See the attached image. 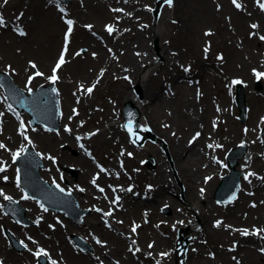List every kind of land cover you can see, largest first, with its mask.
Returning <instances> with one entry per match:
<instances>
[{
  "label": "rangeland",
  "instance_id": "1",
  "mask_svg": "<svg viewBox=\"0 0 264 264\" xmlns=\"http://www.w3.org/2000/svg\"><path fill=\"white\" fill-rule=\"evenodd\" d=\"M81 1L82 3L76 2L75 4L76 5L75 8H77L76 10H71L74 16L78 15V17L77 16L76 17L78 19V23L80 24V26L77 28L79 29V31L80 30L83 31V29H81L82 23L92 22L95 24L94 28L97 30H101V31L103 27L105 26V24L114 23L112 19L100 18L98 14L97 20H98L99 26H97V20L93 19V16H94L93 11L95 8L99 7L100 2L98 0H81ZM153 1L154 0H140L139 2L143 3V5H146L149 8V10L142 11L141 8H138L136 12H134L133 20H132V17L131 18L128 17L127 19L122 20L121 26H122L123 31L125 32L122 35V40L123 42H125V44L121 52L124 51L125 53V50L127 48L126 42L130 40L129 44L131 48V53L133 54V49H134L133 46L137 42L135 41L137 39H131V36L136 37V35H141L143 38H146L145 40L147 42V45L148 47H150L149 49L153 50L152 52H154L151 55L152 57L148 56L147 52H144L145 56L144 55L141 56L142 58L146 59V61H143L144 63L141 66L142 78H146L148 74L150 75L157 74L159 71L158 73L159 77L156 75L154 76V77H158L159 80H162L163 78L162 76H164L166 79H167L166 76H170L175 81L174 83L175 86L178 87L179 83H183L186 85L185 82L180 81V78L176 71L178 70V67H176L177 64H181V65L185 64L186 62L191 60L189 57L192 56L191 54L186 52L187 50L186 42H184L183 39L179 38V36L184 33V30H183L184 26L182 25L181 23L182 21L180 20V16L178 14L176 15V19H173V15H171L172 12L161 17L162 9L168 8L170 6L164 2L165 0H162L159 3V5H156ZM163 2H164V5H162V8L160 9V6ZM110 4L113 5L112 7H119L120 5V3H117V2L115 4L114 2H110ZM0 6L3 8L4 10L3 12H5V14L8 15L10 18L17 17V15H21L22 17L21 21L25 22L26 24L28 22H30V24L34 23L35 22V19H34L35 12H39L41 10L45 12L44 14H46V17H49L51 20H54L59 23L58 30L56 31L58 33L56 34L57 43L55 44L56 45L55 50L45 62V65L49 67L56 55V52H57V49L60 43V34L64 27V25L59 20L56 10L50 5H47V3H45V0H7V3H5L4 0H0ZM213 7H214V3H213ZM156 8H158V11L155 13L154 11ZM103 9L106 11H109L106 5L105 6L103 5ZM227 14L228 13L220 12V17L222 18L223 16V19L226 22L229 21ZM104 21L105 23L103 24ZM138 21H142L143 23L146 24V26H144L143 28H138L136 25ZM253 21H255V19H253ZM210 24L211 23H208V22H200V25H198L197 23L193 30L189 29L187 31L189 34H193L196 31L198 34H201L202 32H204V37H207V35H205V30H204L205 28H209L212 34L215 32L214 27L212 28V24L211 25ZM95 26L98 28H96ZM164 27H166V29H165V32L162 33V35H159V36L157 35V37L156 36L153 37V35L150 34V32L152 31L153 33L154 32L159 33ZM27 29H28V34L25 38H22V39H19L14 34H12L10 30H5L3 33H0V38H2L1 35L3 34V43H4L3 46L8 47L9 49V50H3L2 44L0 43V59H2L0 60L1 65H3L4 62H9L13 65V67L15 68L18 67L17 63L11 60L12 58L11 56H9V53L17 56L21 60V62L24 63L26 59H31V60L37 59V56L39 55L38 53L40 52L41 49L46 50L50 47L51 41L49 42L47 38L38 36L37 32H35L32 27H31L32 30H30V28L28 27ZM245 29H248V27L247 28L245 27ZM112 33H114V31ZM212 34L208 35L209 39L210 37H212ZM148 35H151V36L147 38L146 36ZM239 36L240 35H236L234 38L237 49H239L241 46V38H239ZM250 40H255V39L250 38ZM73 41L75 45L78 44V41L76 40V38ZM204 41H205L204 38L200 40V42L198 43V49L196 50V53H195V56H197L199 59L201 57L199 46ZM23 42L25 44V47H30L31 51L25 52V49L24 50L22 49L21 52H18L19 51L18 47H20ZM159 44L166 45L169 55L172 56V58L169 60H166L165 63L162 62L163 56L159 52L160 50ZM174 45H177V46H174ZM254 45L257 47L256 44ZM262 46L258 44L259 48L257 52L258 57H260L261 59H263V57L260 56L261 53L263 52L264 54V47ZM174 48H181V52L178 53L179 49H174ZM103 49H104V46H103ZM173 50H177L176 55H172L173 54L172 52H175ZM254 50H256V48H254ZM218 51L219 49L217 48H211L210 58L213 59V55L215 56L218 53ZM121 52H116V53L120 54ZM151 60L152 62H154L153 64H150ZM223 61L224 63L219 67V69L217 68L213 70V66L211 67L210 65H208L207 70L205 68L206 75L203 76L202 81H205L207 83V87L210 90L209 99H211V97L213 96L217 100V104H218L217 110L219 111L221 115V119L224 122V125L221 126V131L222 132L225 131L227 126L231 128V131H236V132L240 131L239 135L241 134L240 135L241 139L239 140V139L233 138L232 139L233 144L230 147H233L239 144H245L244 141H246L247 153L248 152L252 153L255 150H257L256 151L257 153L260 152V155H261L260 157L262 159L254 162V158H253V160L250 162L251 167L244 169V174L249 179H251L252 176H255L256 178L258 177L260 181L264 183V174H262V171H264V154H263L264 149L261 150L262 146H264V133L261 132V128L264 125V123H261L258 125V122L261 116H262L261 119L264 121V89L261 90L262 88H264V77L257 81V75L255 77V75H253L252 73V77H251V81L253 82L252 87L246 88L242 85L243 91H245L247 94V97L245 98L247 114L245 115L246 116L245 119H242L239 116L237 106L234 102L235 87L234 86L228 87L226 85L229 82L230 77L239 76L240 74L239 72H236V71L235 72L228 71L226 68V62L225 60ZM74 63L79 64V65H76L74 67V70H71V67ZM119 64L120 66H117L118 69L116 70L114 75L113 73H111V71H113L114 68L111 69L109 74H107L106 83H102L103 80H101V82L98 85H96L97 80L92 82L94 84V88L91 93H88L90 94V98H88L87 96V100H86V104L88 105V108L83 109L81 108L80 104H78L77 106L79 109V112H81V110L82 111L84 110L86 114L82 116L78 124L75 125V127L79 126V128L74 129V131L80 132L83 129H86V130L93 129V131H97V132L100 131L99 133H97V135L94 136V138L92 137L89 140L91 143L90 145H88V148L92 151L91 153L93 154L95 159H93L94 166H92V169H91L92 171L89 172L87 178L88 180L92 179V177L97 174L98 169H103L102 164L105 167L108 165H111L112 167H116L117 165L118 168L127 169V170H130V167L133 170H138L140 167L139 166L140 164L141 172H146V173L141 175L140 178L137 179V182H135V184L138 185V188L142 189L145 186V184L155 185V188L151 191L152 193L158 187V185H162L163 187H166L165 193L167 197H164L165 199L160 198L159 199L160 201L156 203V205L158 206L154 210L155 213L150 214L153 222L148 225H143L140 229H138L135 232V236L139 237L140 244L143 248L137 245L130 237L127 236L129 239L133 241V242H130L133 244L128 246L127 244L128 239H125V237L122 236L121 231H113V230L104 229V232H106L109 236L110 235L114 237L120 236L124 238V241L122 242V244H119L117 240H114V243L120 246L119 248H120V251L122 252L119 255L112 256L115 264H117V262L119 261H122V263L120 264H158V262L159 264H182L183 259H188L189 257L187 256L188 252H189V255L192 254L191 259L189 258L190 264H221L220 260L217 259V256L215 253L211 254L213 255V257H216L213 261L208 259V255L211 253L209 252V250H213L214 252L217 249L224 250V245H229L230 247H232V243L235 240L234 239L235 234L232 235L233 229L242 230V228L248 225L252 227L254 224L251 222V220H253V218H255L258 215H260L258 217H261L263 219L264 209H258V207L264 206V194L261 193V188L262 186L264 187V185H262L260 188L256 187V189H254L258 192V195L256 197H251L249 195L250 197L241 198L238 202L237 200L234 201L236 199L235 198L232 201L227 202V203H217L215 199L213 198V194H212L210 198L211 204L206 205L207 196H206V193H203L202 195H200L202 196V198L196 199L194 200L193 203H190L184 195V192L187 191L188 185L178 179L177 180L175 179L174 173L176 175L177 172L174 170V160L169 154L168 139H166L162 135V133H160V132H164L166 135H168L171 132V137L184 139L182 145L185 146L186 138H188V137L185 138V136L187 135L186 134L187 131L185 129L184 131L182 129H177V128H174V126H172L171 124L172 113L167 108H164L163 117L156 120V122H158L156 123L157 127L155 128L145 127L147 129L145 130V128L140 127V120H141V112H140V115L137 116V122H138L139 129L142 132H144V136L146 137L144 141L145 144L143 143L141 146L132 145L127 135L123 133L120 129V125L122 122L121 109L122 107H124L123 106L124 102L128 103V101L132 100L131 97H133V105L136 108H138L139 111H141L139 104L146 103L147 99H145V97L143 98L142 95L138 99L139 94L140 93L142 94V84L140 82L136 83V81H133L131 77L130 78L127 77L128 79L127 78L123 79L121 77L122 69H120V67L122 66V62L120 61ZM249 65H250L249 67H252L254 64L251 63ZM95 66H98V67L103 66V63L101 62V58L96 59V56H91L89 53H86V51H83L80 53L78 57L72 59L69 63L65 64L63 68L61 69L60 73L63 79L64 77H68L69 80L72 82L71 86L75 88L78 85L77 82H91V80L95 77H93L94 76L93 75L92 76L93 78L91 77L90 79H85V78L81 79V78H76V75H72V74H75L76 72H80L82 70L86 74L87 72H89L88 69H91V67H95ZM41 67H45V66H41ZM234 67L235 69H240L241 64L234 63ZM222 71H225V72H222ZM164 72L165 73L167 72V73L165 74ZM115 76H118L119 78L115 79ZM73 79H75L76 81H74ZM244 83H245V80H244ZM138 87L140 88V93L136 91ZM127 88H128V91L130 92V96H131L130 99L129 98L126 99L127 93L123 92L124 90L126 91ZM221 88H223L224 90H221ZM190 89L192 92L191 94V98H192V96L194 97L193 88L191 87ZM115 90H122L123 92L122 95L117 97L114 92ZM221 94L226 95L225 96L226 98L224 100H221L220 98ZM134 100H135V103H134ZM69 103L71 105L73 104V101ZM70 105L68 106L69 112H70ZM255 107L258 108L256 112L257 127L252 128L250 127L246 119H247V115L250 112H252ZM164 117H168V119L171 122L169 120L166 121ZM63 123L61 122V124ZM111 123L114 124L113 128H110L109 124ZM142 124H144V122H142ZM167 125H170V126L168 127ZM49 131H51L50 132L51 135L55 136L53 132H56L57 130L56 131L49 130ZM175 131L176 133L175 135H173ZM84 132H88V131H84ZM37 133L38 132L34 134V142L38 144V147L40 149H42V146H40L39 140L36 137ZM41 133L44 134L43 132ZM47 134L49 135V133ZM98 137L104 138V141H101V140L95 141V138H98ZM105 140H107V142ZM156 141H159V145L162 146L160 149H162L163 151L162 153L164 154V157H165L163 158L164 161L162 163L159 162L156 154L153 153L151 149H149V147L151 146L156 147L157 143L156 145L152 144ZM162 142L164 143V146H166L165 148L163 147ZM55 143H57L59 147L62 145L60 149L63 151V153H66L72 156H76L79 153L74 143L70 145V143L65 139L59 141L56 138ZM146 143L147 144L151 143V145L148 146L146 145ZM5 145L7 144L5 143ZM219 145H222V144H219ZM255 145H257V147ZM224 147L226 148L225 144H224ZM195 148L197 149V147ZM43 149H46V148L43 147ZM120 150L126 151L128 153H130L129 151L133 150L134 155L131 154L132 157H121L124 162L122 163L120 157L117 156V154L120 155L121 153ZM185 153L186 154L183 159L186 160V158L189 157V154H188L189 151ZM5 155H6L5 151L4 150L1 151L0 158L1 159L5 158ZM217 155L215 154V157ZM149 156L152 157V162H151L152 164H148ZM217 157L219 158L221 157V155H218ZM210 161L211 159L209 160V162ZM246 162H247V159H246ZM253 162H254V165H253ZM64 164L65 165L69 164L65 168L77 166L75 161H69V163H64ZM127 164H130V165L127 166ZM160 165L162 166V170L165 174L162 180H158L157 178H155V177H158L159 175L158 166ZM204 165L200 167L202 168ZM243 165H246V163ZM60 170L66 171V173H68L67 175L71 178V180L73 181L76 180V178H73L71 176V173L67 172V169L60 167ZM248 172L254 173L255 175H248ZM55 173H57V170L53 172L54 175ZM204 173L205 171L201 172L202 177ZM220 173L221 171L217 174L216 177H213L211 179V180H215L214 185L217 184ZM211 174L212 173L208 175H211ZM5 176L7 177L10 176L8 170L6 171ZM55 178L59 180V176H56ZM254 179L251 180L254 183H257V181L259 180V179H255V180ZM174 182L177 183L176 186H172ZM127 183L128 184L132 183V180H124L123 186H125V184ZM199 184L200 182L196 183V186L203 189L204 185L203 184L199 185ZM97 186L102 188L101 185L97 184ZM195 188L197 190V187ZM254 190L252 189L253 195H254ZM96 194L97 193H94L89 197L91 199L90 202L86 203L87 200L86 201L81 200L77 202L79 204V207L81 209L82 208L89 209L92 206L91 202H93V199H95ZM112 199L109 200V203H111ZM167 200H169V202H167ZM30 201L34 202L33 204L35 205V208L38 210V212L37 211L34 212L32 217L25 216L27 221L24 222L23 225L18 224L12 217H10L9 215L7 216L5 212L3 213L7 217L3 218L4 220L2 223L0 222V240L2 241V244L0 243V245L6 246L10 250L14 251V256H15L14 260H17L16 257H18L21 259L20 261H22L23 264H37V260L33 261V259L31 258V254L28 252V250L26 251L28 252V255L30 256V259L26 257L23 258L22 251L25 249L24 244H23L24 246L21 248H17L11 245V240L4 233L5 232L4 226L11 232V234L13 235L12 237L22 244L23 241L19 240V238L22 237L24 232L27 231L28 229H24V231L21 233L19 232L16 233L14 226L17 224L25 228L32 227L34 226L32 224L34 223L36 216L37 215L39 216V214H44V216L46 217V223H48L50 226L55 224V219H56V221L59 220L60 222H62L63 225L67 224L73 227V229L68 231L66 236L64 235V239L68 243L70 250L74 254H78V253L81 254V256L83 257L84 256H87L88 258L92 257V254H94L95 252L92 249V244L94 243V240H92V238L87 240L88 245L91 247V250L89 251L78 248L77 244H75V242L71 238L72 234H75L80 237L88 236L87 229L80 231L77 228L81 226L80 225L81 223H76L74 221L67 219L60 212H56L54 210L47 209L45 207L42 208L41 204H39L38 202L35 203L34 200H30ZM242 201L243 203H240ZM256 203L258 204L256 207H254L253 205ZM23 205L24 207H26L28 204L24 203ZM211 205H212L211 208L216 209V211L214 212H218V214L221 213L222 215L219 216L218 214H213V215L210 214L209 219H208V225H210V223L212 224L215 223L216 225L217 221H221V224L220 226H213V228L216 230H219V232L216 231L210 235H207L203 233V230H204L203 224H205V222H202V221L200 222L198 221V219H195V220L193 219L199 212L208 210ZM45 209L47 210L45 211ZM236 212H237L238 218L232 220L234 216L236 215ZM88 213L89 211H87L84 216L86 217ZM189 213H191L193 216L189 215ZM119 215L120 216L118 218H121V219H124V217H126L127 224L130 223L131 227L133 224L134 225L136 223L138 224V222L137 221L135 222V220H141L142 218V215H140V208L138 210L135 209V211L132 213H127L126 210H122ZM179 218L181 220L177 222ZM248 218H250L249 223H247L246 221V219ZM132 219H134V221ZM189 220H193V221L189 223L188 222ZM101 226L103 228V225ZM197 226L201 227L200 230L198 231L196 230ZM46 227H48L47 224H46ZM57 229H59L58 226H57ZM178 229H181L180 239L186 240L184 249H182L181 246L177 244ZM226 230L228 231L226 232ZM125 233H127V231ZM219 233H221V235H223L224 237L222 238L221 235H219ZM98 235L100 237L99 239H101L103 242H106V240L103 239V238L107 239L104 235H100V234ZM46 236H47V232H45V230H42L41 238L46 237ZM52 236L54 238L56 237L54 232H51V237ZM169 238L170 240L168 241ZM149 239L154 241L150 243L151 248H148L149 246H147V240ZM54 242H57V241L55 240ZM36 246L37 245L33 244V245H30L29 248L35 249ZM33 249H29V250L32 251ZM60 250L62 249L60 248ZM76 251L78 253H76ZM136 251H137V254H136ZM161 251L165 252V254L167 255H161L160 253ZM167 251H170V253H168ZM177 252L178 254H176ZM149 254H152V257L154 258L150 259L149 263H145L146 261L145 256H148ZM237 254L239 253L237 252ZM138 255L140 256V258L136 260ZM258 255L260 257H263L260 253H258ZM1 256L2 255L0 254V257ZM227 258L231 260L228 255H227ZM3 261L5 262L4 259ZM90 261L93 264L92 259H90ZM60 264H71V263L70 262L66 263V261H62Z\"/></svg>",
  "mask_w": 264,
  "mask_h": 264
},
{
  "label": "bare ground",
  "instance_id": "2",
  "mask_svg": "<svg viewBox=\"0 0 264 264\" xmlns=\"http://www.w3.org/2000/svg\"><path fill=\"white\" fill-rule=\"evenodd\" d=\"M100 3L99 7L95 8L93 11V19L97 20L98 14L101 15L102 18H109L114 19V25H115V31L113 34L106 33L107 38L110 40L112 44L111 52L105 51L103 48L99 49L97 42L90 38L87 34L84 32V37L82 42H89L87 45L89 46L86 48V51L91 56H96V59L101 58V62L103 63L102 67H91V69H88L89 72L86 74L82 71L76 72V78L81 79H90L93 75V77H96L98 80L96 82V85H98L101 80H103L102 83L107 82V74L116 72L118 69L117 66H120L119 62H122V66L120 69H122V75L121 77L127 78L131 77L133 78V81H136V83L140 82L142 84V94L140 93V96L146 100V103H140L139 107L140 110L139 114L141 112V120H140V126L142 128L145 127H157L156 126V120L163 117L164 114V108H167L172 113L171 115V121L168 119V117H164V119L167 121L169 120L174 126V128L177 129H184L186 132V137L194 138L190 145V147H193L191 150L187 147V138H186V145H182L184 139L182 138H174L171 137V132L166 135L164 132L162 135L168 139V150L169 154L174 160V170L177 172L176 174V180H180L188 185L187 191L184 192V195L186 199L193 203L194 200L202 198L203 193L200 191L198 186H196V183L200 182L205 184L204 178L202 179L201 172L205 171L203 175L209 172H213L218 167L215 163H210L209 160L213 158L214 154L221 155L224 153V150L227 149L228 146H231L233 144L232 139H241L239 132L231 131V128L227 126L225 131H221V126L224 125L221 120V115L219 111L217 110V100L212 96L211 99H209L210 90L207 87V83L205 81H202L203 76L206 75L205 68L207 70V67L205 66V62L203 60H200L197 56H195L196 50L198 49V43L201 39L204 38V42L200 44L199 50L202 53H205L206 50L203 49L202 45L206 42V40L209 42V48H217L219 49L218 54L216 56V59L222 62H219V67L224 63L223 60L226 62V68L228 71H236L239 72V77L242 78V80H245L248 83H243L246 88L252 87V67L257 68L259 71H262L264 73V58L261 59L258 57V44L263 45L264 42L261 41L260 38L257 40H250L251 36H248L249 32L255 33L256 30L261 31L264 28V22L261 21L264 20V13L259 12L258 6H256L253 3V0H242L243 4H241V7H235V4L228 3V0H173L172 4L168 8H163L161 11V17L165 16L166 14L171 13L173 15V19H176V15L178 14L180 16V20L182 21V25L184 26V35H180L179 38L183 39L184 42H186V52L191 54L189 58L191 61H188L187 67L190 68L192 66H195L198 70L193 69V72L189 75L190 79L192 81V85L187 86L183 83H179V86H175V81L168 77L167 79L162 76V80H159L158 73L154 75L148 74L146 78H142L141 76V66L143 65V61H146L145 58H142L141 56L144 55V52L148 53V56H151L153 50L149 49L146 38H143L141 35H136V37H132L131 39H137V41L134 44L133 54L131 53V48L129 41L126 42L127 48L124 51L121 52V50L124 47L125 42L122 40V35L125 33L122 29V20L127 19L128 17H132V20L134 18V12L138 8H141L142 11H147V8L143 5V3L139 2L140 0H122L120 3L124 6L122 11L112 10L111 12H117L115 14H112L109 11H106L103 9V5L108 6L110 2H116L117 0H98ZM73 4H75L74 1H72ZM214 3V7H213ZM264 3V1H263ZM112 6V5H111ZM220 12L228 13V19L229 21H225L220 17ZM44 11L35 12V22L30 24L28 22L26 25H28V28L31 29V27L34 29L35 32H37L38 36L47 38L50 42V47L46 50L41 49L37 56L38 64L41 66H45L47 69V66L45 65L46 60L48 57L54 52L57 38L56 32L58 30L59 23L51 20L49 17H46V14H44ZM91 15V14H90ZM253 17V18H252ZM248 19L253 22V19H257L259 21V26L257 29L251 28L247 21ZM200 22H208L212 24V28L214 27L215 32L212 34V37L210 39L208 38V35H211L210 29L205 28V35L207 34V37H204V32L201 34H198L197 31L193 34H189L187 30L194 29L196 24L200 25ZM210 24V25H211ZM138 28H143L146 26L145 23L142 21H138L136 23ZM256 25V24H255ZM97 26L98 20H97ZM166 26V25H165ZM245 27L248 29H245ZM166 27H164L159 33H153L150 32V34L157 37V35H162V33L165 32ZM181 29V27H180ZM38 30V31H37ZM247 30V32H246ZM236 35H240L239 38H241V46L239 49L236 48V44L234 41V38ZM151 35L146 36L149 38ZM184 36V37H183ZM0 38V43L2 44L3 50H9L8 47L3 46V36ZM206 38V39H205ZM252 38V37H251ZM22 39V38H21ZM151 39V38H150ZM256 44L257 47L254 45ZM86 45V44H84ZM214 45V47H213ZM160 46V54H162V62L165 63L166 60H169L172 58L171 55H169V52L167 50L166 45L159 44ZM177 46V45H174ZM19 49H25V52L31 51L30 47H25L24 42ZM119 48V49H118ZM256 48V50H254ZM179 49L178 53L181 52V48H174ZM223 49V50H222ZM175 52H172V55H176L177 50H173ZM116 52H121L120 54H117ZM177 53V54H178ZM9 56H11V60H13L15 63H17L16 67V81L20 82L21 87L24 88L26 85V78L25 74L27 71L30 70L32 67L31 64L25 63L23 64L21 60L9 53ZM147 56V57H148ZM264 57V54L260 55ZM152 57V56H151ZM150 57V58H151ZM149 58V59H150ZM164 60V61H163ZM154 62H150V64H153ZM234 63H240L241 67L240 69H235ZM253 63L254 65L252 67H249ZM79 64H73L71 67V70H74V67ZM165 65V64H164ZM185 65V64H184ZM159 67V66H158ZM1 70H4L2 67H0ZM5 71V70H4ZM165 73V72H164ZM167 73V72H166ZM165 73V74H166ZM209 73V72H208ZM158 77H154V76ZM12 76V75H11ZM92 77V78H93ZM118 79V76H115V79ZM128 79V78H127ZM142 79V81H141ZM201 80V81H200ZM62 100H61V109H62V118L68 119L69 121H72L73 125H76L78 122V119L84 116L86 113L83 110L79 116H73V118L68 113V102L73 98V92L70 87L69 80L65 79L62 80ZM202 82V83H201ZM201 83V84H200ZM193 88V94L191 98V89ZM138 89H140L138 87ZM262 88L261 90H263ZM221 90H224L221 88ZM116 96H121L123 92L127 93L126 99H130V92L127 90H115L114 91ZM61 96L58 93V97ZM88 98H90V94L87 95ZM138 97V99L140 98ZM226 95L221 94V100H224ZM133 101V97H131ZM138 101V100H137ZM136 101V102H137ZM135 103V100H134ZM88 108V105L86 102H83V109ZM258 108L255 107L252 112H250L247 115V121L252 128L257 127V120H256V112ZM263 112V111H261ZM4 114V113H3ZM111 117V116H110ZM112 118V117H111ZM144 122V124H142ZM149 124V126H148ZM110 128H113L114 124H109ZM168 127L170 125H167ZM173 129V128H171ZM157 131V130H156ZM176 131L173 135H175ZM199 133L200 135L197 136L196 134ZM159 134V133H158ZM182 136V135H181ZM13 138L8 137V142L10 143V149H20L22 146L21 137L18 134L12 133ZM37 139L39 140V144L42 146V150L46 154V157L48 160L53 162L52 159L49 157L54 156L55 161L58 162L61 166H63L64 163H69V161H75L77 166V175L76 180L78 185L84 187L83 191H79L74 187V190L72 191L74 195L77 197L78 201H86L90 202V196L94 193H97L95 196V199H93V202H91V205H101L107 203L108 197H113L115 195L119 196L120 199L124 202V207L135 209L140 208V215L141 214H154L155 208L158 206L156 203L160 201V198L165 199L164 197H167L165 193V187L158 185V187L151 193V192H145L148 196V199L145 201L138 200L137 198H134L130 196L129 194L125 193L120 185H113L110 184L107 186L108 193L103 192L97 187H95L93 184H91L88 180V174L90 171H92V162L86 159L84 155L81 153L76 156L68 155L66 153L61 152L60 149L56 147L57 143L56 138L58 140L65 138L70 139V135L68 132L61 130L58 135L53 136L51 134H36ZM16 139V140H14ZM176 139V140H174ZM96 140L104 141V138L98 137L95 138ZM107 142V140H105ZM18 143H21L20 146H17ZM91 143V142H90ZM244 143L247 145L246 141ZM28 144L31 145V143L28 142ZM106 144V143H105ZM199 144V145H198ZM219 144H222V148ZM224 144L226 145V148L224 147ZM209 145H212V147H209ZM32 146V145H31ZM257 147V145H255ZM46 148V149H43ZM72 147V146H71ZM197 147V149L195 148ZM249 148V146H248ZM14 149V150H15ZM153 151V153L156 154L157 159L160 163H162L164 160V154L162 153V150L158 146H151L149 147ZM264 149V146H262L261 150ZM3 148H0V151H3ZM13 150V151H14ZM190 150V155L188 158L183 159L185 156V152ZM249 150V149H248ZM257 150L254 151L256 156L254 157V162L259 161L262 159L260 157V152L257 153ZM12 153V152H11ZM9 155V153H7ZM242 158L239 159V168L242 171V176H240V185L241 189L243 186L244 181V169L251 167V161L252 159H249V161L246 162L247 153L244 154ZM42 159L45 160V156L41 155ZM216 161V158H215ZM253 162V165H254ZM246 165H243L245 164ZM205 164V165H204ZM204 165L202 168L200 166ZM58 166V165H57ZM158 180H162L164 178V172L162 170V166H158ZM237 169V168H236ZM146 172H141L137 174V171H132L130 177L137 181L138 178H140L141 175L145 174ZM67 176V175H66ZM127 177V178H130ZM254 179V177H251L246 184L245 188L247 189H256V187L260 188L264 183L262 181L254 183L251 180ZM256 179H259L258 177ZM108 180L112 181V175H110L108 178H104V175L102 174V171L100 172V177L95 178V183H103ZM255 180V179H254ZM68 184L74 186V181L71 180L70 177H68ZM215 180H211L210 183L207 184L206 188H204L203 192L206 193V205L211 204V195L212 192L215 189L214 185ZM82 182V183H81ZM1 184V181H0ZM177 183L174 182L172 186H176ZM199 184V185H200ZM229 184V183H228ZM197 187V190L196 188ZM138 190V189H137ZM142 191V190H141ZM261 193L264 194V187L261 188ZM258 195V192L254 190V197ZM4 195H0V199ZM16 197V196H14ZM169 198V197H168ZM241 198H245V195H242ZM240 198V199H241ZM170 199V198H169ZM169 202V200H167ZM240 203H243L240 202ZM143 204V205H142ZM30 209L26 210L28 211V215L30 217L33 216L34 212H38V210L35 208L33 204H30ZM156 205V206H155ZM141 206V207H140ZM212 205L209 207L208 210L199 212L195 218L199 221L205 222L203 224L204 230L203 233L210 235L216 231L219 232V230H216L213 228V224L210 223L208 225V219L210 214H218L216 209L211 208ZM258 209H264V206L258 207ZM127 213H129V209L126 210ZM27 215V216H28ZM219 216L222 215L221 213L218 214ZM227 215V214H226ZM260 216V215H258ZM256 216L251 220V222L254 224L253 227L258 228V234L254 235L251 232H249L251 226L248 225V235L244 236V231L242 230H232V235L235 234V247L234 249H227L226 251L223 249H217L215 251V254L217 256V259L220 260L221 264H264V256L258 251V247L262 246L264 247V217L263 219L261 217ZM115 218L119 217L118 213L114 214ZM238 218L237 212L234 216V219ZM217 219V218H215ZM250 218L246 219L247 223H249ZM38 221V222H37ZM46 224L48 227H46ZM51 227L46 223V218L42 217L40 214L39 216H36L35 224L32 227L26 228L27 231L24 232L23 236L21 237L24 239L25 243H30L29 236L32 235L33 238L36 240V242L41 246L42 249L45 250V252L50 256V261L48 264H52V261L55 260L56 264H60L62 261H66V263L70 262L71 264H92L90 259H92L93 264H111V257L113 255H119L122 252L120 251V246L114 243V240H117L119 244H122L124 241V238H121L120 236H112L108 235L106 232H104V228H102L99 220V216L96 212L90 211L88 215L85 217L83 223L81 226L77 227L80 231H83L84 229H87V237L92 238L93 236H96L98 234L104 235L109 241L108 246L104 247L101 245V243H94L93 244V250H95V254L100 255L98 259L95 258V255L90 258L87 256H81V254H74L68 245V243L64 239L65 232L63 228L58 225V228L50 229ZM68 231L73 229L71 226L66 227ZM122 229L129 230V226L126 222L123 223L121 226ZM14 229L21 233L24 231V228L21 226H14ZM45 230V232L50 233L54 232L56 237L53 236L50 238L49 236L41 238V231ZM48 230V231H46ZM229 230V229H228ZM226 230V232L228 231ZM31 232V233H30ZM221 235V233H219ZM223 238L224 236L221 235ZM105 239V238H103ZM57 242H54V241ZM162 240V239H161ZM170 238L168 239V241ZM212 241V240H211ZM0 243L2 244V241L0 240ZM165 243V242H164ZM60 248L62 250H60ZM56 249V250H55ZM37 250V249H36ZM257 251V252H256ZM237 252L239 254H237ZM260 253L263 257H260L258 255ZM0 254L2 255V259L5 260L6 264H23L21 259L16 257L17 260H14V251L10 250L6 246L0 245ZM23 258L26 257L30 259V256L28 255V252L23 250L22 251ZM189 255V254H187ZM191 255H189L188 259H185L183 264H190ZM227 255L231 260L227 258ZM20 261V262H19ZM105 262V263H104Z\"/></svg>",
  "mask_w": 264,
  "mask_h": 264
},
{
  "label": "snow or ice",
  "instance_id": "3",
  "mask_svg": "<svg viewBox=\"0 0 264 264\" xmlns=\"http://www.w3.org/2000/svg\"><path fill=\"white\" fill-rule=\"evenodd\" d=\"M4 2L5 3H7V0H4ZM165 2L168 4V5H171L172 4V2H173V0H165ZM257 2L259 3V0H257ZM233 3L236 5V7H241V5L239 4V3H237V0H233ZM260 7H261V9H264V3H260ZM122 11V10H121ZM5 22H4V19H3V16L2 15H0V25H3ZM67 23H68V25L70 26L69 27V29H68V33H66V40H67V36L71 33V31H72V29H71V25H72V21L71 20H69V21H67ZM90 27V26H89ZM252 27L253 28H255V27H257L256 25H252ZM113 29H112V27L111 26H108V31L109 32H111ZM20 34L21 35H24L25 33L21 30V32H20ZM207 34H210V33H206V35ZM262 40H264V37H260ZM66 50V49H65ZM206 51H207V49H206ZM63 63H65V60H64V56H63V54H61V57H60V60L57 62V64H56V66H55V68L53 69V75L49 78L51 81H53V82H55L57 79H58V77L56 76V71L61 67V65L63 64ZM30 64H31V66L33 67V68H36L37 66L35 65V63H33V62H30ZM254 72H255V70H254ZM35 75H37V76H42L43 75V73H41V72H36L35 73ZM256 75H257V78H260V77H264V73H261V72H257L256 73ZM31 79H32V77H29V82L31 81ZM234 83H239V81H234ZM81 87H83V86H81ZM92 87H89L88 89H87V92H89V93H91L92 92ZM29 91L31 92L32 91V89L31 88H29ZM53 91H55V89H53ZM9 108H11V105H9ZM3 115V113H0V116H2ZM20 129L21 130H23V131H21V135H23L24 136V138L26 139V140H29V138L27 137V135H26V129H25V124H24V122L21 120L20 121ZM66 130L67 131H71L70 129H67L66 128ZM129 131H132V128L131 127H129V129H128ZM197 136H199L200 134L199 133H197L196 134ZM29 143H31V141L29 140ZM209 147H212V145H209ZM0 148H6V145H4L2 142H0ZM24 151V149H21L20 151H17V152H15V153H13V160L15 161L20 155H21V153ZM129 155H131V153H129ZM50 159H52L53 160V162H55V158L54 157H49ZM3 171H5V168L4 167H0V172H3ZM249 175H255L254 173H249ZM4 179L5 180H7V177H4ZM245 179H247V176L245 177ZM92 183L93 184H95V179L92 181ZM17 185L19 186V177H17ZM58 187H59V185H57ZM131 189H129V191H130ZM61 191H63V189H61ZM81 191H83V189H81ZM101 191H103V189H101ZM201 191H203V190H201ZM3 193L2 192H0V195H2ZM5 199H7V200H11L12 198L11 197H9V196H5L4 197ZM25 198H27V197H25ZM117 200H119V197H117L116 198ZM41 207L43 208V205H41ZM165 207H167V206H165ZM47 209H45V211H46ZM107 215H111V213H107ZM38 222V221H37ZM220 224H221V221H217L216 222V226H220ZM133 232H135V230H136V227L134 226L133 227ZM257 231H259V230H257ZM244 235H248V232H247V230H245L244 231V233H243ZM98 243H99V241H97ZM150 247H151V245H150ZM262 251H264V249H262ZM35 255L37 256V257H39V256H41V255H47V253L45 252V250L44 249H40V250H38L36 253H35ZM161 255H167V254H165V253H162ZM0 264H3V262L2 261H0ZM52 264H56V262L55 261H52Z\"/></svg>",
  "mask_w": 264,
  "mask_h": 264
}]
</instances>
